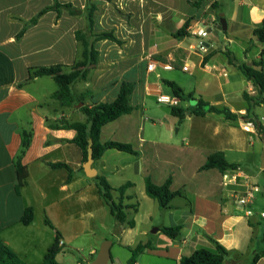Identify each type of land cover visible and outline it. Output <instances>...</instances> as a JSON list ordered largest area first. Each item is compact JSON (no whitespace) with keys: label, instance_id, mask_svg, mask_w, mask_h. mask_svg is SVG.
<instances>
[{"label":"crops","instance_id":"obj_1","mask_svg":"<svg viewBox=\"0 0 264 264\" xmlns=\"http://www.w3.org/2000/svg\"><path fill=\"white\" fill-rule=\"evenodd\" d=\"M58 1L84 12L90 0ZM91 2L97 7L94 32H113L121 43L107 39L94 43L97 65L87 80L73 85V102L64 103L53 98L58 90L54 79L28 80V71L60 65L68 73L80 57L75 33L86 27L84 16L49 11L18 40L25 26L54 0H0V240L27 263L38 264L58 235L63 241L60 251L70 246L85 253L77 264H90L106 235L96 236L100 222L104 232L112 233L117 245L128 250L125 264H130L131 251L139 244L150 247L137 253L135 264H179L197 249L214 251L212 240L230 251L234 264H247L264 248V168L254 163L250 174L240 154L254 153L264 142L258 132H245L241 124L246 117L264 116V103L253 104L257 89L223 51L249 66L264 60V42L255 38L256 28L264 23V0H205L199 8L193 5L195 0ZM219 15L227 20L226 31L215 27ZM195 24L208 32L212 28L203 41L205 51L189 33ZM150 63L155 66L152 71ZM166 81L193 95L180 101L185 107H178L186 110L182 122L157 102L159 94L173 95ZM123 83L133 84V110L106 124L100 141L129 144L136 154L109 149L93 167L96 176L106 178L115 189L132 183L123 194L113 192V199L126 207L133 227L121 225L112 215L95 177L84 171L82 150L73 143L76 132L62 128L64 122H86L81 107L115 101ZM199 99L229 108L238 119L228 121L211 110L203 116L191 114ZM162 112L169 128L162 129L155 121ZM177 123L181 127L175 131L184 127L187 137H172ZM215 152H222L236 167L223 172L203 169ZM18 160L28 171L23 186ZM50 164H65L70 171ZM224 173L238 175L237 182L224 187ZM147 177L156 185L171 179V191L180 194L161 208L146 194ZM254 185L259 188L254 200L241 206L237 194ZM29 208L33 218L26 225L22 220ZM172 226L182 227L175 238L162 232ZM30 257L36 260L29 261ZM109 264L119 260L111 254ZM256 264H264V256Z\"/></svg>","mask_w":264,"mask_h":264},{"label":"trees","instance_id":"obj_2","mask_svg":"<svg viewBox=\"0 0 264 264\" xmlns=\"http://www.w3.org/2000/svg\"><path fill=\"white\" fill-rule=\"evenodd\" d=\"M109 2L113 0H107ZM205 0H195L193 5L196 8L202 6ZM217 1L213 3V8L217 9ZM97 7L94 3L88 1L86 9L82 12L80 9L74 7L72 4H61L58 0H54V4L50 7H46L40 11L32 21L25 26V28L17 35V39H21L25 31L35 25L39 18L49 11L57 12L58 16L62 14L63 11H67L73 16H84L86 20V27L84 30L77 31L75 33L76 40L80 46V57L79 59L69 67V72H64L63 66H49V67H35L30 68L28 71V80H33L38 77H51L54 79L58 86V90L53 94V98L61 102H73V91L72 87L74 84L80 81H85L88 78L89 71L97 65L98 51L94 47V43L100 40H111L117 43H121L114 35L113 32H100L96 33L93 30L94 25V14L96 13ZM180 34L187 36L184 31ZM255 35L259 41L264 42V23H262L255 30ZM224 54L227 56L230 63L237 66L245 78L252 82L254 87L259 93V97L252 101L254 105H259L264 103V60L259 62H254L252 66L247 63H238L234 58L233 54L224 50ZM166 84L171 88L174 96L178 97L181 101H187L193 98L192 94H185L184 91L174 82L166 81ZM133 92V84L123 83L120 88V92L115 101L111 103H95L91 106L81 107V111L86 116L87 120L85 123H62V128L71 129L76 132V136L73 139V143L78 145L83 153V162L85 163L88 157V146L89 140L93 141V158L94 160H99L103 153L109 149H115L118 151L136 154V151L131 145L108 141L102 143L100 141V133L102 128L121 116L129 114L133 107L130 104V98ZM211 110L212 112L223 116L226 120L235 122L238 117L227 107H217L210 106L209 103L204 102L202 99L198 100L197 106L191 110V114L196 116H203L205 112ZM249 110V109H248ZM171 114L182 122L185 119L186 110L180 107H172ZM257 132L259 134L264 133V127L262 125L257 126ZM52 168H66L70 171L69 167L65 164H50ZM17 174L20 181V186L26 184V179L28 177V171L26 166L22 164L20 160L16 162ZM235 164H230L225 159L222 152H215L211 154L203 169H218L219 171H225L229 168H235ZM71 179V175L69 177ZM95 180L99 188V194L104 200V202L110 207L112 215L121 225H126L128 227L134 226L133 220L127 219V214L125 212V206L122 202H116L113 199V192H119L123 194L128 188L132 187V183H126L120 188H113L106 178L102 176H96ZM171 179H168L162 185H156L153 183L151 178L147 177L145 180L146 194L155 200L161 208H166L169 206L171 200L180 194V192H173L170 189ZM33 218V210L31 208L25 211L22 222L24 224H30ZM46 224L51 226V223L46 220ZM181 226L163 227L162 232L172 238L178 236L181 231ZM57 235L54 245L47 251L42 262L38 264H63L57 259L59 253V239ZM212 240V239H211ZM214 244V251L208 250L206 248H200L194 251L190 256H183L179 264H234L229 260L230 251L223 247L218 242L212 240ZM150 245H137L133 250V255L129 261L130 264H135V259L137 253L142 252ZM264 256V248L256 252L251 260L247 264H256V262ZM0 264H29L23 260L17 253H15L9 246L0 240ZM237 264H244V261H240Z\"/></svg>","mask_w":264,"mask_h":264},{"label":"rangeland","instance_id":"obj_3","mask_svg":"<svg viewBox=\"0 0 264 264\" xmlns=\"http://www.w3.org/2000/svg\"><path fill=\"white\" fill-rule=\"evenodd\" d=\"M180 106L181 107H185V103H180ZM161 115H162L161 118L155 119V121L159 125H161L162 129L169 128L170 124L165 123L166 121L163 119V117H166L165 113L162 112ZM179 127H181V124H179V123H177L176 126L173 127V135H172V137H187V134H186V131H185L184 127L181 129L180 132H176L175 131ZM258 135H260V134L258 133ZM165 136L168 137L167 134ZM188 137H190V136L188 135ZM263 148L264 147L259 146V148L255 149L254 153L240 154V157L242 158V161H243V167L245 168V170L249 171L250 174L253 173L254 163L257 164L258 166H262V151H263ZM106 224H107V227L112 226L111 219H108L106 221ZM96 231H97L96 232V236L98 238H100L103 233H106L105 237L103 239H101V243L100 244H102L106 240L114 242L115 245H114V247L111 250L112 259L114 261L116 259H118L119 260V264H125V261H126L127 256H128V250L125 249V248H120L117 245V242H118L117 238L114 237L112 235V233H107L106 231L104 232V230L101 228V223L100 222L96 223ZM131 254L133 255L132 251H131ZM132 255H131V257H132ZM84 256H85V253H82L81 251H77V250L73 249L70 246H66V247H64V250L60 251V253L58 254L57 258L63 264H77V262L80 259H83ZM131 257H130V259H131ZM130 259H129V261H130ZM34 260H36V258H31L30 257V259H29V261H31V262L34 261Z\"/></svg>","mask_w":264,"mask_h":264},{"label":"built area","instance_id":"obj_4","mask_svg":"<svg viewBox=\"0 0 264 264\" xmlns=\"http://www.w3.org/2000/svg\"><path fill=\"white\" fill-rule=\"evenodd\" d=\"M189 33L191 36L199 40V45L198 47L200 50L205 51V44L203 41L208 37L209 32L205 27H201L197 24L192 25L189 27ZM154 63H150L148 65V70L152 71L154 69ZM165 69H171L170 66H166ZM186 70V68H183ZM180 99L174 95H165V94H159L157 96V102L161 105L164 106H169V107H178L180 104ZM262 125L264 127V116L260 117L259 119H253V118H244L242 120L241 127L245 132L249 133H255L257 132V126ZM238 179V175L236 174H227L224 173L222 176V183L224 187H228L231 183H236ZM259 191V188L257 186H251L246 188L244 191L241 193L237 194V202L241 206H248L249 204L252 203V201L255 198L256 193ZM248 214H251V212L248 211ZM262 216H264V213H262ZM59 245H63V241H59Z\"/></svg>","mask_w":264,"mask_h":264},{"label":"water","instance_id":"obj_5","mask_svg":"<svg viewBox=\"0 0 264 264\" xmlns=\"http://www.w3.org/2000/svg\"><path fill=\"white\" fill-rule=\"evenodd\" d=\"M218 30L220 31H226L227 30V20L223 15H219L216 17V26ZM212 31V28L209 29V32ZM257 39V37H255ZM162 111L169 113L171 111V107L164 106L162 108ZM259 126V124H258ZM263 142H264V133L260 134ZM93 141L89 140V146H88V157L86 162L84 163V171L86 175L90 178H94L97 175L96 169L93 167L94 164V158H93V149H92ZM262 168H264V149L262 151ZM111 246L112 242L109 240H106L102 243L100 246L99 252L96 256V258L90 263V264H109L111 260Z\"/></svg>","mask_w":264,"mask_h":264}]
</instances>
